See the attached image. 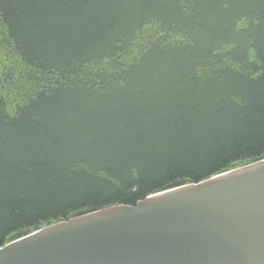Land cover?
I'll return each mask as SVG.
<instances>
[{"label":"trees","instance_id":"16d2710c","mask_svg":"<svg viewBox=\"0 0 264 264\" xmlns=\"http://www.w3.org/2000/svg\"><path fill=\"white\" fill-rule=\"evenodd\" d=\"M264 160V0H0V248Z\"/></svg>","mask_w":264,"mask_h":264},{"label":"water","instance_id":"95a60500","mask_svg":"<svg viewBox=\"0 0 264 264\" xmlns=\"http://www.w3.org/2000/svg\"><path fill=\"white\" fill-rule=\"evenodd\" d=\"M0 264H264V160L36 230Z\"/></svg>","mask_w":264,"mask_h":264}]
</instances>
